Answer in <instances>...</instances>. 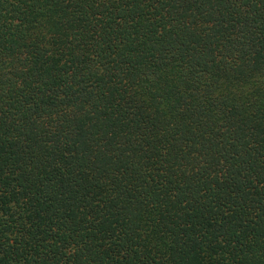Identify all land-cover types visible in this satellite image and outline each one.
Masks as SVG:
<instances>
[{
    "label": "trees",
    "instance_id": "16d2710c",
    "mask_svg": "<svg viewBox=\"0 0 264 264\" xmlns=\"http://www.w3.org/2000/svg\"><path fill=\"white\" fill-rule=\"evenodd\" d=\"M0 264H264V0H0Z\"/></svg>",
    "mask_w": 264,
    "mask_h": 264
}]
</instances>
